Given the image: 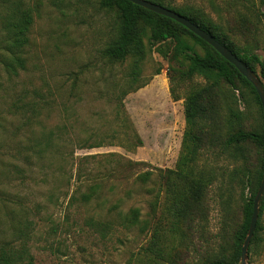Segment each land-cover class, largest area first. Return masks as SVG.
<instances>
[{"label": "rangeland", "instance_id": "obj_1", "mask_svg": "<svg viewBox=\"0 0 264 264\" xmlns=\"http://www.w3.org/2000/svg\"><path fill=\"white\" fill-rule=\"evenodd\" d=\"M163 1L201 11L264 62V0ZM99 2L0 0V254L26 233L31 264H208L229 247L240 221L241 170L257 157L251 143L223 147L221 140L239 124L232 111L241 112L242 126H258V105L248 88L222 84L220 135L191 156L184 103L208 80L180 78L186 61L157 44L142 57L137 86L114 99L133 59L103 56L117 15ZM21 9H30L32 23L19 53L24 68L13 70L5 19ZM255 71L264 86L258 64ZM48 133L54 149L64 145L65 161L58 152L40 153ZM146 170L152 175L141 185L134 178ZM196 179L206 183L204 210L187 223L170 214V193L161 185L168 180L180 195ZM95 184L97 193L82 201ZM134 206L141 221L127 228L118 212ZM257 220L264 224V213ZM105 223L110 228L101 230ZM154 228L162 243H149ZM247 264H264V241Z\"/></svg>", "mask_w": 264, "mask_h": 264}, {"label": "trees", "instance_id": "obj_2", "mask_svg": "<svg viewBox=\"0 0 264 264\" xmlns=\"http://www.w3.org/2000/svg\"><path fill=\"white\" fill-rule=\"evenodd\" d=\"M149 1L175 10L197 24L230 49L255 73V64H258L260 66L261 76L264 78V62L261 61L259 56L252 49L237 45L218 24L204 13L191 7H175L165 3L163 0ZM99 3L101 7L112 10L117 15L115 35L103 50V56L110 62L124 61L128 56H132L133 59L128 77L114 99H121L127 92L137 86L142 57H144L148 49L150 50L157 44H160V48L164 49L163 52L165 55L169 49L171 50L173 58L181 56L186 61V67L180 70V78L191 79L194 75L200 74L208 80V83L204 86L190 91L184 103L183 115L186 121L185 134L187 135V139L192 143L189 149L191 156L195 155L208 142H211L214 136H216V133L220 135L215 120H218L220 117L218 115V109L220 108V97L223 92L222 84L227 85L233 91L239 89L241 86L246 87L253 95L255 103L258 105L259 116L261 118L260 124L255 127H244L241 125V112L232 111L231 115L239 120V124L234 131L229 132L221 140L223 147L229 145L240 147V145L251 143L257 150L255 162L249 168L241 170L244 180L241 191V203L239 204L240 221L233 231L226 253L219 255L208 263L239 264L241 246L251 218L253 199L264 170V117L262 116L261 104L254 87L231 63L215 51L213 47L175 20L145 9L137 4H133L129 0H100ZM31 23L32 14L30 9L16 10L11 16L5 19V27L8 29V34H10L8 48L11 52H15L13 58H11L13 63L10 66L12 69L15 68L14 65L24 68L25 59L19 53L28 44V29ZM197 46H200L203 51L200 52ZM170 94L173 99H178V95L175 93L173 86L170 87ZM116 107L117 109L120 108V102H118ZM63 146L61 145V148L54 149L52 135L48 133L45 135L40 153L52 154L58 152L59 157L65 161L64 151H62ZM61 170L64 171V166L61 167ZM151 175L152 171L146 170L138 173L134 180L144 185L150 180ZM177 177L181 179L180 175ZM172 186L173 183L171 184L168 180L161 185V188H164L167 193H170V214L177 219L191 223L204 210L203 197L206 183L204 185V182L200 179L193 180L187 191L180 195L175 194ZM249 186L248 195H245L244 189ZM88 188V192L81 195V200L84 202H88L97 193L98 185H90ZM147 191L153 193V188H148ZM156 197L157 194L150 205L152 212L157 206ZM115 207L113 206V208ZM263 213L264 192L259 203L258 217H261ZM118 216L121 220L119 223L127 228L133 227L141 221L140 209L137 206L130 207L125 213L118 212ZM143 221L146 226L145 222H148V220L144 219ZM255 225L256 227L248 247V253L252 251L254 246L264 241V224L261 223V220H257ZM100 227L101 230L110 228L108 223ZM172 228L173 225L170 229ZM19 236L23 239L17 246L8 247L7 251L4 249L1 250V264L32 263L33 255L30 251L29 243L26 242L28 236L26 233L20 234ZM149 243H162L156 228L152 232Z\"/></svg>", "mask_w": 264, "mask_h": 264}, {"label": "water", "instance_id": "obj_3", "mask_svg": "<svg viewBox=\"0 0 264 264\" xmlns=\"http://www.w3.org/2000/svg\"><path fill=\"white\" fill-rule=\"evenodd\" d=\"M129 1L145 9H148L160 15L162 14L163 16L175 20L176 22L180 23L185 28L193 32L199 38L204 40L211 47H213L215 51H217L223 58H225L226 61L231 63L252 84L258 95L262 108V114H263L262 116L264 117V86L260 78L257 76V74L253 70H251L245 63H243L241 59H239L230 49H228L225 45H223L218 40H216L210 33L200 28L197 24L193 23L188 18L179 14L175 10H172L170 8L163 6L162 4L160 5L149 0H129ZM263 192H264V170L253 199L252 213L248 224L249 225L248 230L241 246L240 264H247L248 247L256 227L255 224L257 223V218L259 213V203Z\"/></svg>", "mask_w": 264, "mask_h": 264}]
</instances>
